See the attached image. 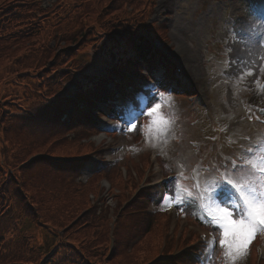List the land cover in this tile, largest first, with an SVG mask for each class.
I'll return each mask as SVG.
<instances>
[{
	"label": "trees",
	"instance_id": "obj_1",
	"mask_svg": "<svg viewBox=\"0 0 264 264\" xmlns=\"http://www.w3.org/2000/svg\"><path fill=\"white\" fill-rule=\"evenodd\" d=\"M154 5L155 0H0V264H142L165 243L166 256L173 250L168 219L148 211L149 190L129 201L118 163L87 183L76 182L88 158L83 155L96 150L83 142L96 128L93 111L99 102L114 111L107 77L91 72L88 57L117 74L123 96L126 84L137 86L130 72L154 73L160 63L167 69L160 84L171 83L170 63L151 43L167 39L164 24L149 22ZM67 157L76 159L60 160ZM36 165L39 173L32 172ZM102 176L123 190L111 253L110 211L89 197L98 196ZM50 238L57 243L51 246ZM218 261L217 256L212 264ZM173 262L198 264V256L184 254Z\"/></svg>",
	"mask_w": 264,
	"mask_h": 264
},
{
	"label": "rangeland",
	"instance_id": "obj_2",
	"mask_svg": "<svg viewBox=\"0 0 264 264\" xmlns=\"http://www.w3.org/2000/svg\"><path fill=\"white\" fill-rule=\"evenodd\" d=\"M156 3L150 21H164L169 39L168 45L157 44L169 51L181 71L179 76L189 84L182 83L185 87L181 90L193 88L188 93L194 95L189 97L192 102L188 98L181 99L179 107L162 111L170 125L167 132L157 134L153 129L148 134V141L154 146L151 160L156 161L158 153L166 167L183 176L182 182L188 190L195 191L193 196L197 197L206 183L226 170L225 166L231 168L233 163H243L240 156L244 150L264 138V123L255 117L260 112L264 114V11L255 21L249 18L234 24L232 21L246 15L248 5L244 0H156ZM236 5L240 8L235 9ZM257 21L261 25L256 30ZM169 100L168 108L177 104L176 98ZM151 119L147 123L148 132ZM111 124L116 121L103 118L105 130L110 132ZM113 137L105 133L97 136L99 150L108 151L109 156L116 153L113 158L129 152L131 155L121 159L122 162L139 161L142 149L135 146L123 130ZM17 140L22 142L20 138ZM140 159L144 164L145 157ZM100 165L101 162L93 158L84 174L89 175ZM38 167L36 165L32 172H38ZM149 173L150 182L161 191L152 208L172 210L175 199L164 196L162 187L167 175L158 166ZM164 197H169L171 207L163 202ZM213 241L210 236L207 253H211ZM258 249L262 257L260 264H263L264 247ZM249 258H244L245 262ZM247 262L244 264H252Z\"/></svg>",
	"mask_w": 264,
	"mask_h": 264
},
{
	"label": "snow or ice",
	"instance_id": "obj_3",
	"mask_svg": "<svg viewBox=\"0 0 264 264\" xmlns=\"http://www.w3.org/2000/svg\"><path fill=\"white\" fill-rule=\"evenodd\" d=\"M244 2L248 5L246 15L232 23L246 22L249 18L255 21L259 13L264 11V0ZM165 94L153 88L152 100L164 97ZM145 107L146 114L152 118L149 134L153 129L157 134L167 132L170 121L162 114L161 103ZM144 114L141 110L125 121L131 125L129 131L137 127L135 121ZM240 159L243 163H233L231 168L225 166L226 170L206 183L197 197H193L191 192L187 196L176 197V205L182 210L186 205L195 207L198 202L199 218L218 230L219 247L223 250L226 264H237L246 258L252 241L264 232V138L258 140L255 146L245 149ZM225 193L228 194L227 199L224 198ZM168 201L169 197L163 198V202L171 207ZM209 247L206 242L205 248ZM197 256L198 264H205L209 259L206 252L198 253Z\"/></svg>",
	"mask_w": 264,
	"mask_h": 264
},
{
	"label": "bare ground",
	"instance_id": "obj_4",
	"mask_svg": "<svg viewBox=\"0 0 264 264\" xmlns=\"http://www.w3.org/2000/svg\"><path fill=\"white\" fill-rule=\"evenodd\" d=\"M238 8H240V7H238V6L236 5L235 9H238ZM245 14H246V12H245Z\"/></svg>",
	"mask_w": 264,
	"mask_h": 264
}]
</instances>
